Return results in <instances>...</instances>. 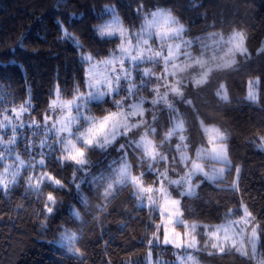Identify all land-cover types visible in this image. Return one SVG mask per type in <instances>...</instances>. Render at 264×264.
<instances>
[{
	"label": "trees",
	"instance_id": "trees-1",
	"mask_svg": "<svg viewBox=\"0 0 264 264\" xmlns=\"http://www.w3.org/2000/svg\"><path fill=\"white\" fill-rule=\"evenodd\" d=\"M141 5L144 12L138 15L134 10ZM106 6H115L124 25L132 30L140 28L146 13L164 8L186 27V35L192 39H204L212 33L214 37L244 33L251 57L238 56L231 67L214 70L203 85L188 84L184 93L192 105L177 103L185 121L183 134L189 149L194 152L200 144H206L203 124L216 125L228 137L232 170L227 171L223 180L215 182L198 178L201 185L193 197L181 198L176 187L172 192L181 198L189 221L216 225L225 221L229 210H239L231 216L237 220L246 207L255 218L253 226H258L257 231L261 232L264 229V55H256V50L264 45V0H0V82L4 84L0 91V114L18 108L28 99L26 83L32 86L34 109L30 115L38 120L48 114L53 98L50 93L55 85L64 90L62 98L72 99L68 93L73 91L74 83L82 81L84 69L78 62L79 50L71 41L59 39L56 21L70 24L69 31L87 51L99 53L97 59H102L115 47L93 32L98 24L109 19L110 15L103 12ZM196 50L199 53L198 47ZM256 78H260L261 84L259 100L253 103L246 95L248 81ZM221 84L227 88L228 102L216 96ZM107 107L94 104L93 112L99 117ZM146 117L151 121L150 116L146 114ZM156 126L158 135L152 138L159 145L172 126L167 110L159 113ZM139 132L143 133V129ZM178 141V137H173L161 148L165 151ZM86 156L91 161L90 175L79 188L77 184L83 174L76 171L78 166L69 163L62 167L53 162L46 165V170L62 180L63 188L49 181L39 183L38 190L28 187L29 175L34 177L32 184H37L45 170L39 169L22 172V179L11 190L0 191V264L144 261L150 249L148 240L153 237L161 216L139 204L131 184L117 185L105 196L120 161V153L114 148L88 151ZM139 156V151L135 154L129 151L128 159L135 174L147 168L140 166ZM93 176L110 179L94 182ZM144 179L152 184L156 176L147 173ZM49 193L55 199L54 204L47 200ZM46 204L53 208L52 213L46 211ZM65 230L77 238L71 244L63 243ZM261 239L264 242V236ZM196 255L200 264H257L255 259L229 248L224 252L208 248Z\"/></svg>",
	"mask_w": 264,
	"mask_h": 264
},
{
	"label": "snow or ice",
	"instance_id": "snow-or-ice-1",
	"mask_svg": "<svg viewBox=\"0 0 264 264\" xmlns=\"http://www.w3.org/2000/svg\"><path fill=\"white\" fill-rule=\"evenodd\" d=\"M195 7V4H193ZM138 15L144 12L143 5L134 10ZM104 13L110 15V19L98 24L93 32L105 43L115 45L109 50L107 56L97 59L99 53L87 51L81 41L69 31L71 25L66 26L62 20L56 21L60 29L59 39L71 41L78 49V62L84 69V77L80 83H74L73 91L68 93L71 100L65 101L62 97L64 90L57 84L54 86L52 99L48 107V114L44 116L43 122L35 121L30 115L34 109L33 97L30 92L31 84H25V92L28 95L18 108L6 109L0 114V191L11 190L20 179L22 172L45 169L39 176L37 184L33 185L32 175L28 176V187L38 190L39 183L49 181L58 188H63L61 179H56L48 174L46 165L53 162L62 167L74 163L78 167L76 171L83 175L79 178L84 183L85 178L90 175L88 165L91 161L87 159L86 153L100 149L107 151L114 148L120 153V166L116 169L118 178L116 184H131L135 188V195L141 201L147 198L152 211H156V198L164 200L162 214L167 216V224L183 227V235L172 228L173 235L169 236V228L162 224H156L153 237L148 240L151 249L162 245H171L177 252V264H188L195 258L192 252L198 247L197 235H207L205 244H211L213 249L225 251V245L229 250H235L242 256L255 259L257 264H264V229L258 233L257 227L252 226L250 234H246L249 225H255V218L243 209V216L239 220L231 219L233 212L229 210L225 221L216 225L187 223L181 211V200L172 197L169 190L172 185L176 186L177 194L183 197L196 195L199 186L194 178L200 175L209 181L224 179L225 171L232 170V163L228 158V137L218 129L213 146L209 149H197L196 159L207 154L213 161L221 163L224 167L214 169L210 175L205 172L195 159L185 154L187 149L184 133V118L177 108V103L192 105V101L185 95L183 89L188 87L187 77L193 72L197 77L193 83L198 87L205 84L213 72V63L216 56L212 53L215 47L227 48L232 59L221 63H215V68L230 66L234 64L235 56L244 59L251 57L252 53L245 46V35L242 32H233L228 38L221 37L213 39L210 45L204 40L197 38L196 41L186 39L187 29L180 21L164 8L146 13L144 23L137 30L125 27L115 6H106ZM102 19V16H101ZM194 45L200 49L195 53ZM23 48V44L20 45ZM256 55H264V45L256 50ZM222 59V57H221ZM162 66V72L157 74L155 67ZM21 71L23 72V68ZM171 69V71L169 70ZM172 80L173 83H165ZM260 78L248 81L246 99L253 103L259 100ZM151 85V87H150ZM11 87V84L8 85ZM83 87V91L81 88ZM4 88L0 82V91ZM163 89V91L161 90ZM147 91L151 98H146L143 93ZM216 96L224 102L229 101V95L225 85L221 84ZM100 107L108 105L101 116L97 117L93 112V105ZM149 105V107H145ZM167 110L172 126L165 133L159 145L148 139L149 135H158L156 122L159 113ZM146 114L151 121L145 119ZM29 129V133H25ZM143 129V133L139 130ZM139 135V139L136 136ZM39 136L37 141L35 138ZM31 137V138H29ZM173 137L179 138L175 149L169 151L168 155L158 151L163 144L168 143ZM138 157L140 166L147 165L145 172L139 176L132 175L131 164L128 160L129 151ZM174 151H180L179 162L183 163L188 170L178 179H168L170 171H174L177 163ZM171 157L172 165L160 171L158 166ZM115 163V162H114ZM239 173V169H236ZM147 173L156 176L155 183L158 187H145L143 177ZM75 178V177H74ZM109 177H92L94 182L109 180ZM114 185L108 183L105 196L112 192ZM232 189H236L233 184ZM147 194V195H146ZM47 200L55 203V199L49 193ZM46 211L53 212L51 206L45 205ZM79 216L78 213H76ZM151 227V225H149ZM163 228V240H160V230ZM199 230V231H198ZM187 237L188 239H184ZM62 238L67 239L70 244L77 238L75 234L65 230ZM69 251H72L69 247ZM75 254V252H73ZM152 253L149 252V262ZM156 264H165L157 260Z\"/></svg>",
	"mask_w": 264,
	"mask_h": 264
},
{
	"label": "rangeland",
	"instance_id": "rangeland-1",
	"mask_svg": "<svg viewBox=\"0 0 264 264\" xmlns=\"http://www.w3.org/2000/svg\"><path fill=\"white\" fill-rule=\"evenodd\" d=\"M171 15H172V14H171ZM172 16H173V15H172ZM110 18H111V17H109V19H110ZM120 18H121V17H120ZM109 19H108V20H109ZM121 20H122V19H121ZM122 22H123V21H122ZM143 23H144V20H143L142 24H143ZM123 24H124V23H123ZM124 26H125V25H124ZM125 27H126V26H125ZM185 28H186V27H185ZM129 29H130V28H129ZM130 30H132V29H130ZM212 35H213V33L207 35V38H204V39H202L201 37H198V38H200L201 40H204L206 43H208V44H210V45L213 43V39L219 40L221 37H223V38H225V39L228 38V37L223 36V35H219V36H215V37L212 36ZM185 38H186V39L193 40V41H196V40H197V38L192 39L191 37H189V36H187V35L185 36ZM245 38H246V37H245ZM244 43H245V46L247 47V45H246V39H245V42H244ZM196 49H197V47L194 45V51H195V53H197V52H196V51H197ZM197 54H198V53H197ZM212 54H214V55L216 56V60H215V62H214L213 65H212V67H213V71L216 70V68H215V63H221V64H223L224 62H226V61L232 59V56H231L230 53H228L227 48L215 47V51H214V53H212ZM238 56H239V55H236V56H235V61H236V62H237V60H238ZM221 57H222V59H221ZM236 62H235V63H236ZM235 63H234V64H235ZM234 64H231L230 66L222 67V68H219V69H225V68L231 67V66L234 65ZM169 70L171 71V69H169ZM155 71L157 72V74H160V73L162 72V66H161V65H157V66L155 67ZM184 75L187 77V82H189L188 84H190V83L194 84V83H193L194 79L198 78L195 72H193L190 76L188 75V73H184ZM210 75H211V73H210ZM209 77H210V76H209ZM255 80H256V79H252L251 81H255ZM173 82H174V81H172V80H166V81H165V83H173ZM194 85H195V84H194ZM150 87H151V85H150ZM161 90L163 91V89H161ZM183 91H184V89H183ZM227 92H228V91H227ZM143 95H144L146 98H149V99L151 98V94H150L149 92H147V91H145V92L143 93ZM228 95H229V94H228ZM63 99H64V98H63ZM64 100H65V99H64ZM65 101H67V100H65ZM145 107H149V105H145ZM30 114H31V113H30ZM32 118H33V117H32ZM147 118H148V117L145 116V119H147ZM33 119H34L35 121H37V122H41V123L43 122V120H38L37 118H33ZM147 120H148V119H147ZM202 129H203V132H204V134H205V136H206V144H200L198 147H196L195 151L192 152V151L189 149V146H190V145L188 144L187 139H186L187 149H185L184 151H185V154H186L188 157H190V158H192V159H195V160H196V163L200 164L201 167H203L204 171L207 172V173H209V174L211 175V174L213 173V170H214V169H220V168L224 167V165L221 164V163H218V162L213 161V160H212L207 154L202 155L199 159H196V151H197V149H209V150H210V148L213 146V143L216 142V140H215L216 133H215L214 130H217V129H218L220 132H222V133H224V134H226V133H225L224 131H222V130H221L218 126H216V125H206V124H203V125H202ZM25 131H26V132H29L30 130H29V129H25ZM35 139L38 141V140L40 139V137L37 136ZM136 139H139V136H136ZM148 139L153 140L154 144H157V143L155 142V140L152 138L151 135H149ZM177 143H179V141H178V142H175V143H171V144L169 145V148H168L167 150H165V151L162 150V148L158 149V151H161V152H163L165 155H168V154H169V151H171L172 149H175ZM227 145H228V143H227ZM172 154L175 155L177 163H176V165H175V167H174V171H170V172H169L168 179H178L179 177L183 176V175L185 174V172H186L188 169L185 168V166H184L183 163H180V162H179L180 151H174ZM228 158H229V160L231 161L230 156H229V151H228ZM128 160H129V159H128ZM129 163H130V162H129ZM231 163H232V162H231ZM171 165H172V161H171V157H169V159H168L167 161L164 162V165H163V166H158V167H159V170H160V171H164L165 168H168V167H170ZM119 166H120V161H119V163H118L116 169H118ZM131 172H132V175H134V176H139V175H140V174H135V173L133 172V170H132V166H131ZM114 173H115V177H114V179H111V180L109 181V183H113V185H114L113 189H114L115 186H117V185H123V184H116V183H115V179H117L118 176H117L116 171H115ZM226 174H227V170H226L225 173H224V177L226 176ZM198 178L201 179V181H203V180H205V181H209V180L205 179V178L203 177V175H200V176H198V177H195V178H194V182L197 183V184L199 185V186L196 188V194L198 193V191H199V187H200V185H201V182L197 181ZM217 181H218V180H217ZM211 182H215V181H211ZM143 185H144L145 187H149V186H151V187H153V188L158 187V185H157L155 182L152 183V184L147 183V182L145 181L144 177H143ZM174 187H176V186H175V185H172V186L170 187L169 190L172 192V188H174ZM113 189H112V190H113ZM146 195H147V194H146ZM172 197L175 198V199H180V200H181V198H177V197H175V196L173 195V192H172ZM138 201H139V204L141 205V201H140L139 199H138ZM142 206L151 209V206L149 205V202H148L147 198L144 199V201H143V205H142ZM163 206H164V200H163V199H160V198L157 197V198H156V208H157V210H156V211H153V212H154V213H157V214H159V215L161 216V221H160L158 224H162L163 226H166V227L169 228V236H170V237L173 235V233H172V228H173V227H175V231H176V232H179V233H181V234L183 235V233L185 232V229H184L183 227L174 226V225H168V224H167V216L162 214ZM181 211H182L183 214H184L183 207H182V200H181ZM184 219H185L186 222L189 223V224H191V223L203 224V223H200V222H197V221H189V220H187V219L185 218V215H184ZM239 219H240V218H237V220H239ZM252 226H253V225H249V227L246 229V234H250V232H251V227H252ZM198 231H199V230H198ZM159 235H160V240L162 241V240H163V228H161ZM184 239L186 240V239H188V238L185 237ZM197 240L199 241V244H198L197 249H195V250H188V251H190V252L193 253L194 258H195V264H200L199 256L196 255L197 252H199V251H201V250H204V249H208V248H209V249H213V248L211 247V244H210V243H209V244H205V241L208 240L207 235H197ZM63 243L70 244V242H69L67 239H64V240H63ZM228 248H229V246H228V245H225V249H228ZM215 250H219V249H215ZM150 251H151V253H152L151 262H149V252H150ZM176 252H177V250H176L174 247H172L171 245H162V244H161V247H159V248H156V249H151V248H150L149 251L147 252L145 258H144V261H143V262H142V261H138L137 264H156V261H157V260L164 261L165 264H177L176 256L174 255V253H176ZM188 264H193V262H192V261H189Z\"/></svg>",
	"mask_w": 264,
	"mask_h": 264
}]
</instances>
